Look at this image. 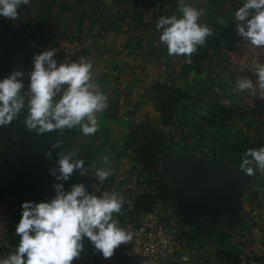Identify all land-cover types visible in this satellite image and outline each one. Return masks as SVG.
<instances>
[{
	"label": "crops",
	"instance_id": "1",
	"mask_svg": "<svg viewBox=\"0 0 264 264\" xmlns=\"http://www.w3.org/2000/svg\"><path fill=\"white\" fill-rule=\"evenodd\" d=\"M188 2L212 29L190 58L169 56L155 27L161 15H179L178 0H30L17 18L0 16V78L34 66V54L67 37L81 45L73 60H90L97 83L108 94L96 133L57 129L69 138L65 154L72 151L73 159L84 160L68 180H58L59 172L54 177L50 167L37 169L31 154L40 148L43 132L27 128L26 105L1 126L12 132L11 147L5 148L0 138L1 201H50L54 184L68 191L82 182L98 196L105 190L125 196L121 213L114 214L123 226L152 213L176 222L184 245L164 264H184L185 255L187 264L239 261L242 230L264 228V171L248 176L239 167L248 148L264 144V93L256 75L251 76L255 95L236 91V78L246 76L228 68L222 51L237 32L234 13L243 0ZM153 145L161 148L157 167L145 168L137 153ZM104 155L112 175L100 179L96 170L104 166ZM204 165L215 170L208 173ZM155 174L170 184L171 202L136 208L137 197L156 194L148 184ZM83 243L71 264H92L97 250L89 238ZM138 263V257L123 253L110 264Z\"/></svg>",
	"mask_w": 264,
	"mask_h": 264
},
{
	"label": "clouds",
	"instance_id": "2",
	"mask_svg": "<svg viewBox=\"0 0 264 264\" xmlns=\"http://www.w3.org/2000/svg\"><path fill=\"white\" fill-rule=\"evenodd\" d=\"M30 0H0V16L15 19L18 9ZM179 15H161L155 25L159 41L167 48L169 56L184 55L190 58L198 47L212 35V29L201 23V10L188 0H178ZM238 35L252 46L264 47V0H243L234 13ZM55 48L34 54L33 68L28 73V129L45 132L78 127L84 135L96 133L98 113L108 106V94L96 81L90 60L81 56L76 60L57 62ZM17 68L0 78V126L9 125L25 106L23 77ZM259 89L264 93V62L255 64ZM236 91L249 90L256 94V87L249 77H237ZM56 141L53 145L60 144ZM50 154V153H48ZM74 152L61 155L58 180H68L75 169H82L83 159H73ZM103 167L96 176L107 179L112 175L108 167L109 156L100 158ZM240 169L248 176L256 169L264 171V144L248 148ZM56 195L50 201L22 202V213L15 227L19 243L7 255H0V264H71L84 247V238L92 242L104 258L113 255L122 243H128L133 233L121 226L114 214L121 213L125 196L105 190L99 196L86 191L84 183H75L68 191L64 185L54 184ZM187 264L188 256L181 257Z\"/></svg>",
	"mask_w": 264,
	"mask_h": 264
},
{
	"label": "built area",
	"instance_id": "3",
	"mask_svg": "<svg viewBox=\"0 0 264 264\" xmlns=\"http://www.w3.org/2000/svg\"><path fill=\"white\" fill-rule=\"evenodd\" d=\"M53 48L56 49L55 58L59 63L72 61L81 50V45L63 37ZM222 51L228 68L249 78L255 75V64L264 62V47L252 46L249 41L240 37L238 32L233 34L230 44ZM32 68L33 66L26 65L22 69L25 73L27 97L30 82L28 73ZM21 213L22 204L17 200L12 198L0 200V255H7L15 249L16 239L19 237L15 232V227ZM123 227L133 233V238L128 243L119 245L109 258H104L97 250L92 264H110L118 254L123 253L138 257V264H164L166 260L173 259L176 250L184 245L176 222L163 219L156 213L150 214L144 221L128 223ZM242 237L240 259L236 264H261V258L264 256V228L246 227L242 230Z\"/></svg>",
	"mask_w": 264,
	"mask_h": 264
},
{
	"label": "trees",
	"instance_id": "4",
	"mask_svg": "<svg viewBox=\"0 0 264 264\" xmlns=\"http://www.w3.org/2000/svg\"><path fill=\"white\" fill-rule=\"evenodd\" d=\"M0 138L3 146L9 148L12 146V132L8 129L0 126ZM160 138L158 139L160 143ZM161 152V148L146 147L144 150L137 153L138 158L142 161L145 168H156L157 167V156ZM150 188L156 190V194L146 193L144 196L137 197L135 199V207L143 209H151V206L157 201L163 204L170 203L172 200V194L170 191V184L159 174H155L154 178H150L148 182ZM18 218L17 222L19 221Z\"/></svg>",
	"mask_w": 264,
	"mask_h": 264
},
{
	"label": "water",
	"instance_id": "5",
	"mask_svg": "<svg viewBox=\"0 0 264 264\" xmlns=\"http://www.w3.org/2000/svg\"><path fill=\"white\" fill-rule=\"evenodd\" d=\"M27 87V86H26ZM26 91V88H25ZM22 94L25 95V105L28 107V97L26 96L25 92ZM61 141L60 144L53 147L56 141ZM40 148L32 153L34 150L32 145H28L29 150L31 151V158L37 164V169H43L44 167H50L54 172V177L59 172V165L57 161L59 160L61 155H64L69 146V138L59 132L57 129H53L50 131L43 132V135L38 138ZM50 153V154H48ZM41 162H40V161ZM205 167L209 168L208 173H213L215 170L213 166L209 167V165H204ZM52 176V175H51ZM50 176V177H51ZM57 184V183H56ZM53 187L52 189H54Z\"/></svg>",
	"mask_w": 264,
	"mask_h": 264
},
{
	"label": "rangeland",
	"instance_id": "6",
	"mask_svg": "<svg viewBox=\"0 0 264 264\" xmlns=\"http://www.w3.org/2000/svg\"><path fill=\"white\" fill-rule=\"evenodd\" d=\"M230 215H231L230 213L229 214L227 213V214H225V217H229Z\"/></svg>",
	"mask_w": 264,
	"mask_h": 264
}]
</instances>
